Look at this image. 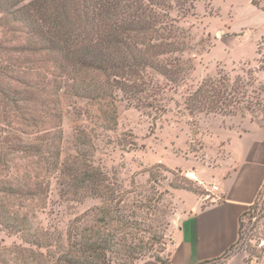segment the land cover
<instances>
[{"label": "rangeland", "instance_id": "obj_1", "mask_svg": "<svg viewBox=\"0 0 264 264\" xmlns=\"http://www.w3.org/2000/svg\"><path fill=\"white\" fill-rule=\"evenodd\" d=\"M166 4L186 46L184 51L167 56L173 61L177 58L175 68L179 72L175 77L151 74L152 85L140 102L120 95L115 102V121L110 117L112 105L106 104L108 100H90L65 89L58 96L63 132L61 162L73 160L78 153L77 142L89 153L83 157L85 168L107 176L120 190L116 196L124 212L145 223L146 239L155 249L138 262L151 258L156 264L170 260L175 229L187 210L185 201L202 198L207 205L213 198L209 182L203 180L212 176L207 165H214L215 159L223 156L221 147L216 156L207 155L218 129L242 131L251 122L264 124V0H166ZM1 20L0 45L15 46L20 33L8 30ZM52 71L48 65L41 73L51 78ZM205 81L227 87L228 105L218 103L215 111L193 107L191 99ZM37 108L44 115V123L20 125L33 133L29 138L51 127L53 111L43 105ZM189 171L198 180L188 178ZM47 180L49 192L35 210L34 228L66 236L73 221L102 202L98 197L66 194L61 183L68 177L60 170ZM25 248L33 249L36 255L44 252L49 257L51 253V249L27 243L21 233L0 223V264ZM222 259H232L233 264H264V188L242 215L238 238Z\"/></svg>", "mask_w": 264, "mask_h": 264}, {"label": "trees", "instance_id": "obj_2", "mask_svg": "<svg viewBox=\"0 0 264 264\" xmlns=\"http://www.w3.org/2000/svg\"><path fill=\"white\" fill-rule=\"evenodd\" d=\"M25 1L0 0L2 25L20 33L15 46L0 45V223L21 233L27 243L51 249V259L25 248L3 263L136 264L155 249L146 239L145 223L124 212L116 196L120 190L107 176L85 168L83 157L89 153L78 142L73 160L61 162L59 91L108 100L115 121L120 95L140 102L152 85L151 74L168 78L178 74L177 58L167 56L185 50L182 35L167 13L166 0ZM38 62L42 65L35 66ZM48 65L53 68L51 78L41 73ZM223 86L203 82L191 99L193 107L215 111L218 103L228 105L229 91ZM37 105L53 111L52 123L29 138L33 133L20 125L44 123ZM57 170L68 177L61 183L66 194L102 201L73 221L66 236L34 228L33 222L49 192L47 177ZM86 219L91 221L82 223ZM213 261L218 264L220 258Z\"/></svg>", "mask_w": 264, "mask_h": 264}, {"label": "crops", "instance_id": "obj_3", "mask_svg": "<svg viewBox=\"0 0 264 264\" xmlns=\"http://www.w3.org/2000/svg\"><path fill=\"white\" fill-rule=\"evenodd\" d=\"M215 138L207 155L216 156L221 147L223 156L207 165L212 176L203 180L195 170L209 182L213 198L207 205L202 198L185 201L186 213L174 232L172 264H201L225 254L238 238L242 215L264 188V124L251 122L242 131L222 127ZM137 264L156 263L149 258Z\"/></svg>", "mask_w": 264, "mask_h": 264}, {"label": "built area", "instance_id": "obj_4", "mask_svg": "<svg viewBox=\"0 0 264 264\" xmlns=\"http://www.w3.org/2000/svg\"><path fill=\"white\" fill-rule=\"evenodd\" d=\"M186 175L188 176V178H190L192 180H198L197 175L193 171L192 172L191 171L187 172ZM213 188L217 189V186L213 185Z\"/></svg>", "mask_w": 264, "mask_h": 264}]
</instances>
